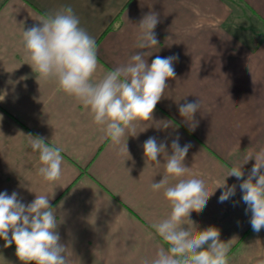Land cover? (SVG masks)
I'll return each mask as SVG.
<instances>
[{"label": "crops", "instance_id": "crops-1", "mask_svg": "<svg viewBox=\"0 0 264 264\" xmlns=\"http://www.w3.org/2000/svg\"><path fill=\"white\" fill-rule=\"evenodd\" d=\"M235 2L264 24V0H0V193L16 192L25 205L36 194L49 195L60 242L71 250L74 264H143L159 246L167 248L152 228L171 212L163 192L151 189L163 178L164 158L158 157L159 167L146 163L143 144L155 137L171 155L177 136L181 146L191 145L185 178L206 171L210 192L225 179L236 185L227 201H219L224 189L217 188L201 212L190 214L197 230L215 226L222 241L232 240L229 264L264 259V228L252 230L239 187L255 160L242 166V179L227 177L249 152L264 149V36L239 23ZM67 6L96 41L93 82L135 52L148 51L149 65L156 56L178 57L176 77L167 81L152 121L140 122L135 136L124 137L128 153L111 147L89 110L55 81H37L23 54V30ZM149 13L158 15V46L140 50L136 25ZM199 101L198 125L190 130L178 108ZM161 121L172 123L157 128ZM29 136L62 148L59 181L48 183L38 174L42 165ZM4 243L0 239V264H23L15 244Z\"/></svg>", "mask_w": 264, "mask_h": 264}, {"label": "clouds", "instance_id": "clouds-1", "mask_svg": "<svg viewBox=\"0 0 264 264\" xmlns=\"http://www.w3.org/2000/svg\"><path fill=\"white\" fill-rule=\"evenodd\" d=\"M22 33L23 54L37 74V81H55L58 89L73 97L89 110L93 123L111 141L118 152H127L125 136H135L137 124L152 121L153 112L163 98L167 81L175 79L174 62L178 57L156 56L149 65L148 51L135 52L129 60L108 71L103 78L93 82L98 68L95 39L80 27V20L70 6L41 17ZM159 23L156 13L145 15L137 26L135 47L140 50L158 46L154 29ZM200 109L199 102L180 104L178 111L194 130L198 121L194 114ZM171 121H161L157 128L167 129ZM32 152L39 154L41 167L38 174L45 182L54 183L62 176V148L50 146L43 138L29 136ZM190 144L181 146L177 136L171 143V155L165 142L149 137L143 144L147 162L159 167L158 157L163 156L164 175L159 182H152L154 192H163L171 212L154 222L152 228L167 245L159 246L151 260L143 264H229L232 240L220 239V230L209 226L197 230L190 214L201 212L217 188L224 191L220 202L235 195L236 185L228 186L226 179L214 191L207 188L208 173L198 171L194 176L185 166ZM128 153V152H127ZM255 160L246 179H242V166ZM243 164L233 165L227 177L242 179L239 187L242 200L251 212L250 224L254 232L264 228V149L249 152ZM176 181L169 185V180ZM50 196L36 194L35 199L25 205L18 193H0V239L7 248L13 243L16 256L23 264H74L71 250L60 242L57 231L56 210L50 206ZM11 233V235H9ZM257 264H264V259Z\"/></svg>", "mask_w": 264, "mask_h": 264}, {"label": "rangeland", "instance_id": "rangeland-1", "mask_svg": "<svg viewBox=\"0 0 264 264\" xmlns=\"http://www.w3.org/2000/svg\"><path fill=\"white\" fill-rule=\"evenodd\" d=\"M234 7L235 12L240 15L238 21L241 25H250L254 29L257 28V33L264 36V24L259 18L251 17L252 14L248 17L247 14H249V11L243 3L235 2Z\"/></svg>", "mask_w": 264, "mask_h": 264}]
</instances>
